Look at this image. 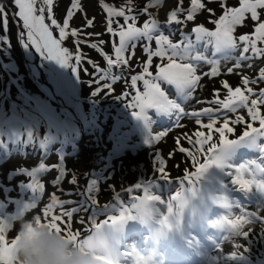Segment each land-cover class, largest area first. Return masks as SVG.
Masks as SVG:
<instances>
[{"label":"rangeland","instance_id":"1","mask_svg":"<svg viewBox=\"0 0 264 264\" xmlns=\"http://www.w3.org/2000/svg\"><path fill=\"white\" fill-rule=\"evenodd\" d=\"M7 2L14 6L12 0ZM111 2L119 5L125 3V0H111ZM146 2L147 0H134L138 7ZM0 3L4 4L9 14L16 10L15 6L12 11L8 5ZM86 3V0H82L87 17H95L94 27L87 28L86 31L102 34L99 37L105 41L102 50L114 58L113 42L118 43L119 38L106 33L107 15L102 8L99 9L93 0L90 6ZM205 3L208 8L215 10L214 16L202 11L197 14L194 21L171 27L164 23L167 14L163 18L157 16L162 25L161 30L166 35L171 31L173 35L170 38L174 42L181 39L177 30L180 28L194 42L193 27L203 25L208 30L215 31L216 26L210 21L218 19L223 14L222 9L219 3H209L208 0H205ZM175 4L176 0H162V5L174 7ZM69 5L70 0H56L53 14L59 22L62 23L65 18ZM183 6L189 7L190 0H184ZM227 6L239 7V0H227ZM151 11L157 15L155 9ZM259 11L264 17V10ZM147 18L146 15H140L136 22L137 26L142 27ZM181 18L183 19V16ZM114 19L123 23V18ZM246 20H248L247 16ZM46 22L49 21L46 19ZM246 23L247 26H237L235 35H240L241 30L244 29L247 30L244 34L252 33L254 22L246 21ZM83 24L84 13H77L70 22V27L80 28ZM54 36L58 38L57 30H54ZM207 40V37L201 40L196 51L202 52L210 59H219L221 75L215 78H203V86L196 91L194 98L184 102L186 111L211 106L197 104L196 100L213 99L214 89L220 90L223 98L226 90L221 85L222 80H227L232 87H236L240 85L241 74L255 77L259 68L264 67V58L256 57L243 62L242 70L228 74L227 68L234 65L235 58L240 54L239 50L232 54V59H224L222 54L214 55V45L207 43ZM89 42H97V39L93 36ZM144 43L146 41L138 42L135 56L130 61L131 70L128 67L112 69V74L123 73L125 77L114 83L113 94L107 91L95 94L97 85L91 81H95L99 73L94 70L93 63L88 61L94 62L101 69L108 67L99 51L88 47L87 44L81 45L84 61L77 66L78 75L73 72L71 66H64L57 60L48 59L30 47L34 51L32 55L28 47L19 40L17 24L12 20L11 15L9 16V32L0 30L1 193L6 200L14 203L13 207L18 206L17 213L24 205L30 203H36V209L41 212L51 194L55 193L61 199L78 201L81 197L71 194L78 188H86L88 183L95 180L100 188L96 193L99 209L95 210L96 220L99 223L107 219L109 214L118 215L121 206L131 207L135 201L130 198L126 189L140 184L148 187L149 193L159 196L160 200L153 201L150 212L144 216H138L106 230V243L116 253L114 264H136L138 258H143L145 264H206L208 262L206 258L212 254L214 258L211 259L213 263L210 264H264V226L255 225V230L245 239L237 236L220 215L221 210H226L227 216H234L238 215L241 209L248 211L264 209V193L255 189L251 193L234 190L236 186L230 184V178L224 168L212 166L208 169L195 183L194 191H188L190 185L185 181V202L182 207L178 202H173V213L169 217L171 227L159 223L161 217L168 214L167 203L180 189V180L185 170L195 171L191 159L186 158L187 154L176 150L178 148L176 138L181 137L180 146L192 150L183 139V134L194 132L197 126L194 122L195 118L187 117L182 120L183 127H176L171 119L157 115L154 109L146 110L148 120L133 115V111L139 109L129 108L127 104L132 103L136 89H130L126 83L130 84V77L142 71L138 61L147 59L142 50ZM63 46L68 47L75 55L73 38H68ZM258 46L264 47V44ZM151 47L155 49V41L151 42ZM129 54L130 52L125 55ZM37 56L41 60L39 65L43 70L42 80L32 65ZM70 63L74 64L75 61L72 60ZM164 63L166 60L153 57V64L149 69L153 76L156 75L157 65ZM248 63L253 64L251 69L247 67ZM210 68L211 65L204 62L199 64L200 72H207ZM44 83L52 88L48 89L43 85ZM100 87H103V82ZM161 87L169 98L179 99L174 86L162 83ZM258 87H264V84ZM137 88L143 91L142 81L138 82ZM124 92H130V95L122 100L119 96ZM57 97H61L59 102L56 100ZM239 114L245 115L248 119L246 110L240 109ZM201 119L206 121L207 118ZM254 126L258 127V122H255ZM165 128H170L166 137L153 145L149 143L152 135ZM243 131L244 126L237 125L234 133L228 134L229 139L238 138ZM261 147H264V139L255 142L251 139L245 140L229 150L224 163L232 166H248L256 179L264 180V173L256 170V164L264 162ZM155 152L160 153L165 159V167L171 179L161 178L156 171ZM198 159L200 162L204 160L203 157ZM41 165L44 167L41 168ZM31 168H36V174L40 173L37 180L46 186L44 193L33 192L28 187L23 189L25 185L31 183L33 177L31 178L30 175L15 176L19 170L28 171ZM62 171L63 176H61ZM74 178L77 182L75 185L70 183ZM246 178L250 177L246 176ZM226 184L230 187H225ZM132 195L144 196L143 189L135 190ZM221 197L227 198L231 205L230 209L223 206L220 202ZM104 205L108 207L105 209ZM16 210L6 214L15 215ZM90 214L89 212L74 215L73 228L82 230L85 235L89 234L84 230L89 228L90 224L82 225L79 219L81 215L87 219ZM208 222L210 226H206ZM159 232L169 235L173 242L171 247L164 248L168 252L162 250V242L159 241L161 236L156 235ZM172 232L176 233L177 237L173 236ZM187 235H191L198 243L194 249L183 247V237L186 238ZM8 238L14 237L9 235ZM175 242H178L180 247L176 248ZM234 243H239L248 250L242 257L232 260L228 258V254L234 251Z\"/></svg>","mask_w":264,"mask_h":264},{"label":"snow or ice","instance_id":"2","mask_svg":"<svg viewBox=\"0 0 264 264\" xmlns=\"http://www.w3.org/2000/svg\"><path fill=\"white\" fill-rule=\"evenodd\" d=\"M55 2L56 0H12L16 11L11 14L4 4L0 3V30L5 33L9 32V16L11 15L12 20L17 22V26L21 28L18 36L25 47L34 48L42 56L57 60L64 66H71L73 72L78 75L77 66L84 61V54L80 50L81 45L87 44L88 47L99 51L104 56L108 67L101 69L94 62L88 61L93 63L94 70L99 73L97 79L91 81L97 85L95 94L105 91L113 94L114 83L125 77L123 73L112 74V69L128 67L131 70L130 61L135 56L138 42L146 41L142 45V50L147 59L146 61H138L142 71L140 74L130 77V84L126 83L130 89H136L132 103L127 104L129 108L139 109V111H133V115L148 120L146 110L154 109L157 115L171 119L176 127H183L182 120L184 118H195L196 130L192 133L183 134V139L187 141L192 150L180 146L181 137L176 138L178 146L176 150L179 153L187 154L186 158L191 159L195 171L185 170L180 180V189L167 203L168 214L163 215L159 221L161 225L171 227L169 217L173 213V202H178L181 207L183 206L185 202L184 182H189L188 191H194L195 183L212 166L226 169L230 184L236 186L234 190L251 193L255 189L264 193V180L256 179L250 167L245 165L232 166L224 163L229 150L235 145L248 139L253 142L264 139V114H262L264 87H258L260 84H264V67L259 68L255 77L241 74L240 85L236 87H232L227 80H222L221 85L226 90V95L223 98H221L220 90L214 89L213 99L196 100L197 104L211 106L191 111H186L183 106L184 102L192 100L196 91L203 86L204 77L215 78L221 75L219 59H210L202 52L196 51L198 43L205 37L208 38L207 43L214 45V55L222 54L224 59H232V54L239 50L240 54L235 58L234 65L227 68L228 74L242 70L245 61H250L256 57L264 58V47L258 46V44H264V17L259 11L264 10V0H239V7H228L227 0H208L209 3H219L223 14L218 19L210 21L215 24V31H210L203 25L193 27L192 33L195 34V42L183 32L182 28L177 29L181 37L178 42H174L170 38L173 35L171 31L166 35L161 30V22L151 10L158 9L162 5V0H147L140 7L134 3V0H125V3L119 5L111 2V0H98L99 6L107 15L106 33L119 38L118 43L113 42L114 58L103 52L102 45L105 41L99 39L102 34L86 31L87 28L94 27L95 17H87L86 10L82 6V0H70L62 23L54 17ZM183 5L184 0H176L175 6L167 13V19L164 22L167 26H179L186 22H192L197 14L202 11H207L212 16L215 15V10L208 8L205 0H190V6L187 8H184ZM77 13H84V24L80 28L70 27V22ZM140 15L148 17L142 27L137 26L136 23ZM246 16L254 22L252 33L235 35L237 26H247ZM114 18H123V23ZM46 19L49 22H46ZM54 30L58 31V38L54 36ZM93 36L97 42H89ZM70 37L73 38L75 45V55L72 50L63 46ZM152 41H155V49L151 47ZM129 52L130 54L126 56L125 54ZM153 57L166 60V63L157 65L155 76L149 70L153 64ZM72 60L75 61L74 64L70 63ZM200 62L211 65L210 70L200 72ZM247 67L251 69L253 64L248 63ZM109 78L110 82H108ZM139 81L143 82V91L137 88ZM101 82H103V87H100ZM162 83L174 86L179 99L169 98V95L161 87ZM129 95L130 92H124L119 98L123 100ZM240 109L246 110L248 119L245 115L239 114ZM202 117H206V121L202 120ZM255 122H258V127L254 126ZM237 125L244 126L243 133L236 139H229L228 134L234 133ZM169 131L170 128H165L157 132L152 135L149 143L153 145L155 142H159L166 137ZM260 151L264 153V147H261ZM154 157L156 171L161 178L171 179L165 167V159L158 152L154 153ZM198 157H203V162H200ZM43 167L44 165H41V168ZM256 170L264 173V162L256 164ZM29 175L33 179L27 187L33 192L44 193L45 186L36 179L35 170ZM61 176H63V171ZM246 176L250 178H246ZM56 183H59V179ZM70 183L75 185L77 182L74 178ZM225 187H230V185L226 184ZM138 189H143L144 196L132 195ZM99 191L97 182L93 180L87 184L86 188H78L75 193L71 194L79 195L81 199L78 201L61 199L53 193L41 212L33 215L30 219H25L26 213L36 209V203L24 205L15 215L0 213V264H18L17 244L21 237L26 234L25 230L27 233L33 232L34 225L48 227L57 234L81 245V247L85 245L104 247L106 246L107 229L138 216H144L150 212L152 202L160 200L159 196L149 193L148 187L137 184L126 189L135 203L131 207L121 206L118 215L109 214L107 219L98 223L95 210L99 209L96 196ZM220 202L225 208H231L226 197H221ZM103 207L106 209L108 205ZM139 209L144 210L142 214H138ZM89 212L91 214L87 219L83 215L79 219V223L82 225L90 224V227L84 230L89 234L85 235L82 230L73 228V217L76 214ZM16 221L21 222L20 228L15 237L9 239L8 233ZM224 222L237 236L247 239L255 230V225L264 226V209L251 211L241 209L238 215L225 216ZM219 250L222 251V248ZM247 250L243 245L234 243V251L228 254V258L235 260L242 257ZM97 258L105 261V264H114L113 260L106 257ZM136 264H145V262L143 258H138Z\"/></svg>","mask_w":264,"mask_h":264},{"label":"clouds","instance_id":"3","mask_svg":"<svg viewBox=\"0 0 264 264\" xmlns=\"http://www.w3.org/2000/svg\"><path fill=\"white\" fill-rule=\"evenodd\" d=\"M143 211L139 209L138 214ZM25 233L17 244L18 264H105L97 257L114 261L116 255L107 243L104 247H81L48 227L34 225L32 233Z\"/></svg>","mask_w":264,"mask_h":264},{"label":"bare ground","instance_id":"4","mask_svg":"<svg viewBox=\"0 0 264 264\" xmlns=\"http://www.w3.org/2000/svg\"><path fill=\"white\" fill-rule=\"evenodd\" d=\"M171 7H173V5H161L158 9H155L156 10V12H157V16H160L161 18H163L164 17V15H166L167 14V12L170 10V9H172ZM16 11V10H15ZM246 21H250V22H253V21H251V19L250 18H248V20H246ZM247 31V30H246ZM245 29H244V31H242L241 30V34H244L245 32ZM12 177V176H11ZM44 182V181H43ZM15 183V182H14ZM2 188V187H1ZM6 189V188H5ZM3 192V191H2ZM8 192V191H7ZM9 194V193H8ZM7 194V195H8ZM32 194V193H31ZM13 195V194H12ZM8 197V196H7ZM12 200V199H11ZM6 205V210L4 211L5 213H8L9 212V210H16V208L18 207L17 205L15 206V207H13L14 206V203L12 202V201H8V200H6L5 199V197H4V194L3 193H1V191H0V208L2 207V206H5ZM9 207H8V206ZM3 209V208H2ZM20 211V210H19ZM225 211L226 210H223V213H225ZM12 212V211H11ZM16 213H17V210H16ZM40 213V210H38V209H34V210H31L30 212H28L27 214H26V216H25V219H30L33 215H35V214H39ZM145 220V219H144ZM195 222V221H194ZM20 223L21 222H19V221H16V222H14V224H13V229L10 231V233H8V237H9V235H10V237L11 236H13V237H15V235L17 234V232H18V230H19V228H20ZM196 223V222H195ZM156 224H158L159 225V223H156ZM211 224L208 222V223H206V226H210ZM15 234V235H14ZM139 235V234H138ZM156 235L157 236H161V238H160V240L159 241H161L162 243V250H165L164 248L165 247H171V242H172V240H171V238L169 237V235H167V234H165V233H161V232H159V233H156ZM172 235L173 236H175V237H177V234L176 233H174V232H172ZM152 237V236H151ZM168 237V238H167ZM186 238H189V239H186ZM186 238H184L183 237V247L185 246V247H188V248H195V247H197V242H196V240L194 239H192L193 237L191 236V235H187V237ZM176 243V248L177 247H180L179 245V243L178 242H175ZM172 244H173V242H172ZM165 251H167L168 252V250H165ZM183 255V254H182ZM214 257H213V254L210 256V257H207L206 258V261H208V262H206V264H210V263H213L212 261H211V259H213Z\"/></svg>","mask_w":264,"mask_h":264},{"label":"flooded vegetation","instance_id":"5","mask_svg":"<svg viewBox=\"0 0 264 264\" xmlns=\"http://www.w3.org/2000/svg\"><path fill=\"white\" fill-rule=\"evenodd\" d=\"M87 1V5L88 6H90L91 5V2H92V0H86ZM94 1V3L98 6V8L100 9L101 7L99 6V4H98V0H93ZM0 2H3V3H5L6 5H8V2H7V0H0ZM9 6V5H8ZM87 6V7H88ZM11 10V9H10ZM12 12V11H11ZM17 29H18V26H17ZM18 32H19V30H18ZM19 40H20V38H19ZM21 41V40H20ZM22 42V41H21ZM23 43V42H22ZM28 49H29V51H30V53L33 55V53H34V51L30 48V47H28ZM40 59L38 58V56L36 57V59L34 60V62H32V65H34V67H35V69H36V71H38V73H39V77H40V80H42L43 79V70H42V68L40 67ZM45 77V76H44ZM10 84V83H9ZM44 86H46L48 89L51 87L52 88V86H50V85H47V83H44L43 84ZM51 91H52V89H51ZM54 92V91H53ZM56 100L59 102L60 100H61V97H57L56 98ZM64 108V107H63ZM63 152H64V149H63ZM64 154V153H63ZM92 159V158H91ZM31 164V163H30ZM92 164H93V159H92ZM93 166V165H92ZM36 168H31V170H24V169H21V170H19L18 172H17V174H15V176H21V175H23V176H29V173L30 172H32V171H34ZM38 175H40V173L38 174H36V179H38L39 177H38ZM31 178H32V176H31ZM30 182H32V180L30 181ZM43 184V183H42ZM25 187H27V185H25L24 187H23V189L25 188ZM46 187V186H45ZM19 191H18V189H17V193H18ZM25 192H27V190L25 191ZM19 194H21V193H19ZM22 195V194H21ZM19 198V197H18ZM3 208V209H2ZM23 208V207H22ZM21 208V209H22ZM20 209V210H21ZM6 210V206H2L1 208H0V213H4V211ZM10 211H12V210H9V212Z\"/></svg>","mask_w":264,"mask_h":264},{"label":"water","instance_id":"6","mask_svg":"<svg viewBox=\"0 0 264 264\" xmlns=\"http://www.w3.org/2000/svg\"><path fill=\"white\" fill-rule=\"evenodd\" d=\"M8 5H9L10 9L13 11L14 6H12L10 3H8ZM16 24H17V22H16ZM18 30L21 31V28L18 27Z\"/></svg>","mask_w":264,"mask_h":264}]
</instances>
